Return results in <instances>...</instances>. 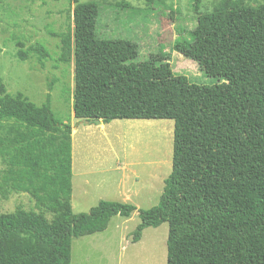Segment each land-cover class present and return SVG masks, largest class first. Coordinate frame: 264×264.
<instances>
[{
  "label": "trees",
  "instance_id": "16d2710c",
  "mask_svg": "<svg viewBox=\"0 0 264 264\" xmlns=\"http://www.w3.org/2000/svg\"><path fill=\"white\" fill-rule=\"evenodd\" d=\"M71 1L74 29L51 34L61 38L58 62L75 63L76 118L173 119V169L151 208L102 199L74 212L72 125L56 116L50 95L38 105L0 78V196L35 199L34 208L0 214V264H72L74 238L135 211L134 242L168 222L167 264H264V4L205 14L193 0L197 24L176 49L219 79L205 85L169 63L131 71L138 44L98 33L100 4ZM18 46L22 61L51 57L40 42Z\"/></svg>",
  "mask_w": 264,
  "mask_h": 264
},
{
  "label": "rangeland",
  "instance_id": "374dc122",
  "mask_svg": "<svg viewBox=\"0 0 264 264\" xmlns=\"http://www.w3.org/2000/svg\"><path fill=\"white\" fill-rule=\"evenodd\" d=\"M103 7L98 33L106 38H127L138 44L139 55L131 71L145 64L169 63L177 74L205 85L219 83L199 64L176 49L181 38L191 39L198 14L193 0H81ZM264 0H202L201 11L210 14L235 5L258 7ZM71 0H0V78L8 92H23L42 105L51 97L52 109L70 123L73 148V211L89 212L100 200L131 203L148 209L160 202L165 181L173 169V119H115L88 124L74 112L75 63L58 62L61 38L51 31L75 27ZM70 9L71 17H70ZM26 47L40 42L51 57L42 65L35 56L18 58V42ZM104 124V125H103ZM6 163L0 156V175ZM18 207H35L29 193L0 196V214ZM141 223L138 211L114 216L108 228L74 238L72 264H167L169 224L147 227L140 241L134 232Z\"/></svg>",
  "mask_w": 264,
  "mask_h": 264
},
{
  "label": "water",
  "instance_id": "95a60500",
  "mask_svg": "<svg viewBox=\"0 0 264 264\" xmlns=\"http://www.w3.org/2000/svg\"><path fill=\"white\" fill-rule=\"evenodd\" d=\"M83 121H85V122L88 123V124H91V123H93V122H95V123H97V124H101V123H103V120H102V119H88V120H83Z\"/></svg>",
  "mask_w": 264,
  "mask_h": 264
},
{
  "label": "bare ground",
  "instance_id": "6f19581e",
  "mask_svg": "<svg viewBox=\"0 0 264 264\" xmlns=\"http://www.w3.org/2000/svg\"><path fill=\"white\" fill-rule=\"evenodd\" d=\"M104 125V124H103Z\"/></svg>",
  "mask_w": 264,
  "mask_h": 264
}]
</instances>
